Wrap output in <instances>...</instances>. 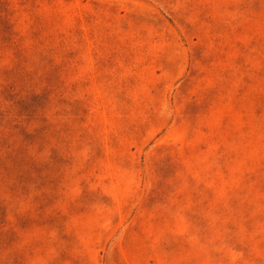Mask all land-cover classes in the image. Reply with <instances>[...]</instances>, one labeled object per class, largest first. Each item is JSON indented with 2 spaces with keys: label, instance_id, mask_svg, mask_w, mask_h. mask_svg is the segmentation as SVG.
<instances>
[{
  "label": "rangeland",
  "instance_id": "1",
  "mask_svg": "<svg viewBox=\"0 0 264 264\" xmlns=\"http://www.w3.org/2000/svg\"><path fill=\"white\" fill-rule=\"evenodd\" d=\"M0 264H264V0H0Z\"/></svg>",
  "mask_w": 264,
  "mask_h": 264
}]
</instances>
